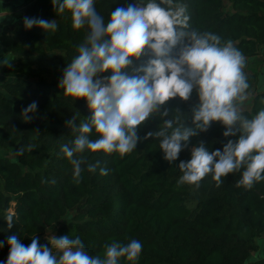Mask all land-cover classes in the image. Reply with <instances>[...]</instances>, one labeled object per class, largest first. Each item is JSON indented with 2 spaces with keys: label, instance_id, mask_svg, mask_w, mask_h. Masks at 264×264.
<instances>
[{
  "label": "trees",
  "instance_id": "obj_1",
  "mask_svg": "<svg viewBox=\"0 0 264 264\" xmlns=\"http://www.w3.org/2000/svg\"><path fill=\"white\" fill-rule=\"evenodd\" d=\"M133 2L97 0L96 7L108 20L117 7ZM161 6L178 13L177 27L186 23L189 30L210 31L232 41L246 58L243 71L253 97L243 114L251 118L264 108V88L258 87V74L249 71L251 60L264 47V0H171ZM68 15L58 14L52 0H30L24 16L56 20L58 29L47 34L39 27L28 30L19 21L2 34L4 52L22 59L5 70L11 79L0 85V261L8 258L10 236L25 245L37 236L40 244L51 247L47 233L52 230L57 237L79 236L93 256H102L104 246L114 240L137 239L143 249L135 264H264V181L251 189L238 186L241 169L222 177L219 186L211 175L199 187L177 185L179 163L191 158L193 146L203 143L210 151L222 150L227 139L238 138H225V127L218 121L191 137L188 148L170 163L157 138L145 139L162 124L150 118L138 130L141 139L131 153L77 154L85 162L80 182L74 180L61 145H71L78 135L68 122L75 117L79 126L91 112L86 100L74 102L59 87L86 35L85 29L72 27ZM33 53L49 55L47 64L23 57ZM33 101L37 111L25 122L22 110ZM198 102L193 92L188 101L177 97L162 107L169 109V118L179 110L181 119L189 117L191 124ZM21 146L24 154L17 155ZM97 162L96 172H89L88 165ZM100 168H106L107 175ZM8 215L14 217L10 229ZM121 264L131 262L122 258Z\"/></svg>",
  "mask_w": 264,
  "mask_h": 264
},
{
  "label": "clouds",
  "instance_id": "obj_2",
  "mask_svg": "<svg viewBox=\"0 0 264 264\" xmlns=\"http://www.w3.org/2000/svg\"><path fill=\"white\" fill-rule=\"evenodd\" d=\"M52 2L58 14L70 12L74 29L86 30L77 55L59 82L65 97L74 102L86 100L91 112V117L79 126L75 125V117L68 122L78 135L71 145H61L77 183L85 162L83 155L77 154L131 153L141 139L138 130L150 118H158L162 124L158 130L148 132L145 139L157 138L164 159L170 163L188 148L191 137L208 131L213 122L225 127V138L238 136L227 139L222 150L210 151L203 143L193 146L191 158L179 163L182 175L178 186L199 187L208 175L219 186L222 177L241 169L238 186L251 189L264 181V108L251 118L241 110L249 89L243 71L246 58L232 41H223L210 31L189 30L186 23L177 27L178 13L161 6L171 4V0H134L126 7H117L108 20L97 11V0ZM24 25L28 30L39 27L47 34L58 29L56 20L39 17H25ZM193 92L199 102L192 110L191 124L189 117L181 119L184 114L179 110L169 118V109L162 106L177 97L188 101ZM37 107L33 101L22 110L25 122L33 119L30 114ZM93 132L96 139L91 138ZM24 151L25 146H21L17 155ZM98 166L99 162L89 164L87 170L95 173ZM100 172L107 175L106 168H100ZM6 220L12 228L14 217L8 215ZM48 239L51 247L40 244L37 236L29 245L16 235L10 236L8 258L0 264H121L122 258L135 264L143 249L134 238L127 243L114 240L104 246L102 256H93L79 236L53 235Z\"/></svg>",
  "mask_w": 264,
  "mask_h": 264
},
{
  "label": "crops",
  "instance_id": "obj_3",
  "mask_svg": "<svg viewBox=\"0 0 264 264\" xmlns=\"http://www.w3.org/2000/svg\"><path fill=\"white\" fill-rule=\"evenodd\" d=\"M30 0H3L0 3V7L3 9L0 10V85L6 81H9V77L5 75V70L12 64L21 60V56L16 55L12 60L11 56L6 54L3 50L1 40L2 34L11 28L16 22L24 21V9L28 5ZM13 55V54H11ZM264 47L261 48V51L258 56L254 57L249 66V71L258 74V87L264 88ZM254 64L257 65L256 69ZM259 69V70H258Z\"/></svg>",
  "mask_w": 264,
  "mask_h": 264
},
{
  "label": "rangeland",
  "instance_id": "obj_4",
  "mask_svg": "<svg viewBox=\"0 0 264 264\" xmlns=\"http://www.w3.org/2000/svg\"><path fill=\"white\" fill-rule=\"evenodd\" d=\"M3 0H0V3H2ZM3 9V7H0V10ZM68 17L71 19V15H68ZM10 55L11 59L12 60L14 57H16V55H11V54H8ZM25 59H35L36 61H38L39 63H41L42 65H46L47 64V61L49 60L50 56L49 55H40V54H37V53H33L32 55H24L23 56ZM264 57V55L262 56V58ZM257 65L254 64V68L256 69ZM259 70V69H258ZM252 101H253V97L248 95L247 96V99L245 101L242 102V104L240 105L241 107V110L242 112L245 111V110H248L252 104ZM2 153V152H1ZM3 154H6L5 152H3ZM10 156V155H9ZM56 236V233L55 231H49L47 233V236Z\"/></svg>",
  "mask_w": 264,
  "mask_h": 264
}]
</instances>
